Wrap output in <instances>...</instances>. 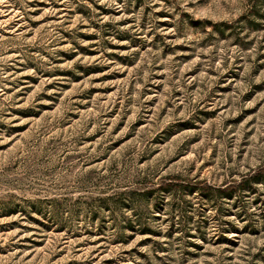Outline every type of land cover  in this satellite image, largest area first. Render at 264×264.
<instances>
[{
  "label": "rangeland",
  "instance_id": "obj_1",
  "mask_svg": "<svg viewBox=\"0 0 264 264\" xmlns=\"http://www.w3.org/2000/svg\"><path fill=\"white\" fill-rule=\"evenodd\" d=\"M0 264H264V0H0Z\"/></svg>",
  "mask_w": 264,
  "mask_h": 264
},
{
  "label": "trees",
  "instance_id": "obj_2",
  "mask_svg": "<svg viewBox=\"0 0 264 264\" xmlns=\"http://www.w3.org/2000/svg\"><path fill=\"white\" fill-rule=\"evenodd\" d=\"M241 187L244 188L243 185ZM231 189H234V188L232 187ZM203 191H204L205 194H212V193H215V192H221V190H218V189H216V188H214L212 186H208V185H205L203 187ZM226 191H229V190H226Z\"/></svg>",
  "mask_w": 264,
  "mask_h": 264
}]
</instances>
